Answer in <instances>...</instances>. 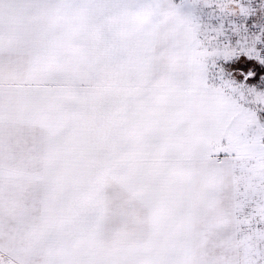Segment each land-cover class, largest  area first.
Instances as JSON below:
<instances>
[{
    "label": "snow or ice",
    "instance_id": "6c2138e0",
    "mask_svg": "<svg viewBox=\"0 0 264 264\" xmlns=\"http://www.w3.org/2000/svg\"><path fill=\"white\" fill-rule=\"evenodd\" d=\"M0 264H264V0H0Z\"/></svg>",
    "mask_w": 264,
    "mask_h": 264
}]
</instances>
